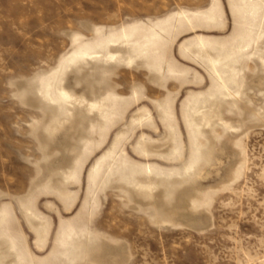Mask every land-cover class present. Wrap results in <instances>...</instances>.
I'll return each instance as SVG.
<instances>
[{"label": "rangeland", "instance_id": "obj_1", "mask_svg": "<svg viewBox=\"0 0 264 264\" xmlns=\"http://www.w3.org/2000/svg\"><path fill=\"white\" fill-rule=\"evenodd\" d=\"M0 264H264V0H0Z\"/></svg>", "mask_w": 264, "mask_h": 264}, {"label": "bare ground", "instance_id": "obj_2", "mask_svg": "<svg viewBox=\"0 0 264 264\" xmlns=\"http://www.w3.org/2000/svg\"><path fill=\"white\" fill-rule=\"evenodd\" d=\"M61 125H58L57 127L55 126L54 128H52V132H56L57 130H59V128H61Z\"/></svg>", "mask_w": 264, "mask_h": 264}]
</instances>
